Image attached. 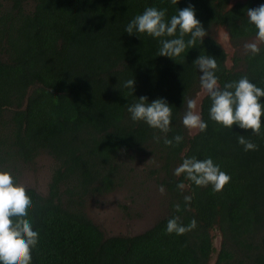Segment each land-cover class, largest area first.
<instances>
[{
	"label": "trees",
	"instance_id": "obj_1",
	"mask_svg": "<svg viewBox=\"0 0 264 264\" xmlns=\"http://www.w3.org/2000/svg\"><path fill=\"white\" fill-rule=\"evenodd\" d=\"M230 1L0 0V170L18 183L19 167L34 163L41 152L55 160L47 194L26 187L39 233L32 264H209L215 252L214 264H264V135L211 120L207 95L201 104L206 131L190 136L182 123L187 100L201 88L194 63L200 55L216 58L221 88L247 76L264 89V44L255 56L236 53L229 67L226 50L210 34L214 25L224 26L235 46L256 36L247 9L264 0ZM190 4L207 35L179 57L158 55L160 39L178 38L179 32L163 38L125 32L149 7L167 9L170 21ZM129 79L135 80L134 92L123 86ZM141 96L171 106V131L131 119L127 109ZM176 135L183 141L166 146L164 140ZM239 135L258 150L245 151ZM141 154L161 159L152 172L161 174L167 214L141 233L107 236L88 215L87 200L120 186L126 160ZM192 157L211 158L230 183L215 192L176 176L175 169ZM174 217L183 226L195 220L196 227L169 234L167 222ZM214 228L222 236L219 251Z\"/></svg>",
	"mask_w": 264,
	"mask_h": 264
},
{
	"label": "clouds",
	"instance_id": "obj_2",
	"mask_svg": "<svg viewBox=\"0 0 264 264\" xmlns=\"http://www.w3.org/2000/svg\"><path fill=\"white\" fill-rule=\"evenodd\" d=\"M178 2L179 0H171L173 5H177ZM166 12L167 9L149 7L127 24L125 32L129 35L147 34L153 38L176 37L179 32L178 38L160 39L162 46L158 55L172 59L181 56L187 48H194L197 40L203 43L207 32L196 18L195 9L191 4L178 10V14L173 15L170 21L165 20ZM247 17L257 32L256 40L246 43L244 49L255 56L260 54V45L264 44V4L247 9ZM185 36L190 38L185 41ZM194 63L202 73L201 87L212 101L210 119L224 128L232 129L233 125H238L241 129L251 130L256 136L264 135L261 131L264 116V103H261V98L264 97V89L250 82L247 76L238 81L227 82L221 88L216 75L219 71L216 58L200 55ZM134 84L135 80L129 79L123 86L134 92ZM186 106L187 110L182 119L184 127L189 130L206 131L207 123L195 111L197 101L188 99ZM127 111L133 121H143L149 127L165 134L171 131L172 108L162 98L149 103L147 97L141 96L128 107ZM155 139L159 142V137ZM173 141L178 146L183 137L176 135L171 140L165 139L164 143L166 146H174ZM238 143L244 146L245 151L258 150V145L243 135L238 136ZM174 174L178 177L184 174L186 179L197 187L211 185L215 192L222 191L231 181V177L222 171L219 165L214 164L211 158L205 160H198L196 157L185 158L175 169ZM177 188L183 190L185 185L180 183ZM159 192L164 194L163 185L159 187ZM184 200L186 204H190L191 197L185 196ZM33 207L26 187L17 183L10 171L0 170V264H32V250L39 240V233L33 230L32 226L30 213ZM175 210L177 212L181 210L179 204L175 205ZM195 227V220L188 226H183L179 223V217H174L168 220L166 231L169 234L184 235Z\"/></svg>",
	"mask_w": 264,
	"mask_h": 264
},
{
	"label": "rangeland",
	"instance_id": "obj_3",
	"mask_svg": "<svg viewBox=\"0 0 264 264\" xmlns=\"http://www.w3.org/2000/svg\"><path fill=\"white\" fill-rule=\"evenodd\" d=\"M237 0H231L230 5ZM33 3H28L31 7ZM213 35L226 50L227 65L232 66V58L237 53H246L244 45L256 40V36L243 39L239 45H234L224 26L214 25L210 29ZM205 91L202 87L193 99L197 101L196 113L199 111V99ZM198 130H189L194 135ZM55 160L46 152H41L34 163L19 167L18 183L25 187H33L42 194H47L52 177ZM161 159L156 155H138L126 160L122 169L123 179L120 186L104 195L91 196L86 203V211L92 220L100 226L107 236L135 235L152 227L167 214L168 194L159 192L161 174L152 172L160 168ZM214 246L219 251L222 236L218 228L212 230ZM217 252L212 255L209 264H213Z\"/></svg>",
	"mask_w": 264,
	"mask_h": 264
},
{
	"label": "water",
	"instance_id": "obj_4",
	"mask_svg": "<svg viewBox=\"0 0 264 264\" xmlns=\"http://www.w3.org/2000/svg\"><path fill=\"white\" fill-rule=\"evenodd\" d=\"M225 28H226V27H225ZM226 30H227V29H226ZM227 32H228V30H227ZM228 34H229V32H228ZM229 36H230V35H229ZM204 93H205V94H203V96L199 99V105H198V107H199V111H198V114H199L200 116H201V104H202V100H203V98L207 95L206 92H204ZM198 131H199V130H198ZM198 131H197V132H198ZM197 132H196V133H197ZM215 260H216V259H215ZM214 263H215V261H214ZM214 263H213V264H214Z\"/></svg>",
	"mask_w": 264,
	"mask_h": 264
}]
</instances>
